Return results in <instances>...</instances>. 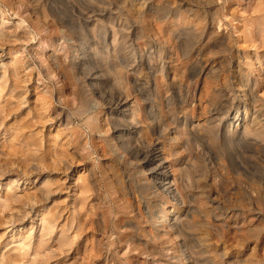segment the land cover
I'll return each instance as SVG.
<instances>
[{
  "label": "rangeland",
  "instance_id": "obj_1",
  "mask_svg": "<svg viewBox=\"0 0 264 264\" xmlns=\"http://www.w3.org/2000/svg\"><path fill=\"white\" fill-rule=\"evenodd\" d=\"M11 1L0 264H264V0ZM153 147L171 194L134 158Z\"/></svg>",
  "mask_w": 264,
  "mask_h": 264
},
{
  "label": "bare ground",
  "instance_id": "obj_2",
  "mask_svg": "<svg viewBox=\"0 0 264 264\" xmlns=\"http://www.w3.org/2000/svg\"><path fill=\"white\" fill-rule=\"evenodd\" d=\"M1 3H3L5 6H13V3L11 0H0ZM90 13V12H88ZM86 16V15H85ZM25 20H22L21 22H24ZM28 24V23H27ZM30 24H36V23H32L30 22ZM29 25V24H28ZM27 25V26H28ZM169 25V24H168ZM45 26V25H43ZM172 27V26H171ZM182 35V34H181ZM82 52V51H81ZM137 60V59H136ZM258 60V58H257ZM46 62H47V67L45 69L46 71V76H51L57 79H60V82L63 83V80L65 79V73L61 70L60 68V63L58 60V56H56L55 50L51 55H48L46 57ZM223 62V61H222ZM123 64V63H122ZM212 64V63H211ZM222 65V64H221ZM264 66V63L260 62V67ZM147 69V67H146ZM220 69V68H219ZM133 84V83H132ZM242 94L244 98L246 99V108L252 106L251 104H253L254 99H253V95L251 93V91H249V87L247 84L245 83H241L239 86V90ZM96 92V91H95ZM198 95V94H197ZM61 97V94L58 96ZM205 101V100H204ZM126 101L121 102L118 101L116 102V107L117 109L121 108V107H125L126 106ZM125 104V105H124ZM201 105V104H200ZM202 106V105H201ZM245 106V105H244ZM99 105L94 107L95 109H98ZM221 109V108H220ZM241 109V108H240ZM125 110V109H124ZM112 111V110H111ZM196 111V110H195ZM257 112V111H256ZM256 112L251 111V117L249 118H244V119H239V116H237L236 121L234 122L236 126H239L240 128H242L243 126H245L246 123H248L249 119H253L254 115H256ZM216 114V113H215ZM194 115V114H193ZM115 120V119H114ZM116 121V120H115ZM197 122V121H196ZM224 122V121H223ZM112 124V123H111ZM102 126V125H100ZM131 130V129H130ZM120 132V131H119ZM243 135L250 133L249 128H245L244 130H242ZM135 135V134H134ZM235 134H231V137H234ZM120 134L118 137V140H120ZM236 141V140H235ZM150 148V147H149ZM151 150V151H150ZM145 152H140V151H136L134 153V158H138L141 157V161L146 162V164L149 166L148 171L154 175V177L158 178V186L160 188H163L162 190H164V192H166L167 194H171L175 191V188H173V183L169 182V172L168 170V166L165 165L166 159H164L163 153L161 151H156L155 147H153L152 149H150ZM127 153V152H126ZM130 155V154H129ZM39 161L37 163H43V158L39 157L38 158ZM190 165V164H189ZM22 167V166H21ZM147 167V166H146ZM186 167V166H185ZM171 167H169L170 169ZM22 169L24 170L23 173L26 172V168L22 167ZM35 169V168H34ZM33 169V170H34ZM35 171V170H34ZM175 171V169H172V172ZM148 173V172H147ZM29 174V173H28ZM151 177V176H150ZM171 179V178H170ZM26 182V181H25ZM28 183V182H27ZM22 184V183H21ZM25 185V184H24ZM47 189L49 190V185L47 186ZM181 189V188H180ZM49 194V191L45 190V191H41V196L46 197ZM179 194V193H178ZM36 197V195H34V193H29L27 195H25L24 197V201L22 203V201L20 200L21 198L18 199H13L14 202L17 203L18 207H25L28 205L29 201L32 202L33 199ZM5 198V202H6V206H9L10 204V198L8 196H4ZM178 198V197H177ZM32 204V203H31ZM36 205V204H35ZM34 205V206H35ZM44 206H42L39 210H43ZM32 210V207H28L26 211L23 212V215H29L30 212ZM34 211V210H33ZM168 213V212H167ZM188 216V215H187ZM4 218V217H3ZM55 216L51 215V219L49 221H47L46 226L50 229L49 232L52 231L53 228V223L55 220ZM183 218V217H182ZM43 218H40V220ZM181 221V220H180ZM182 223V222H181ZM12 229L14 228L15 225H12ZM7 228V227H6ZM170 228V227H169ZM5 233V232H4ZM4 235V234H3Z\"/></svg>",
  "mask_w": 264,
  "mask_h": 264
}]
</instances>
